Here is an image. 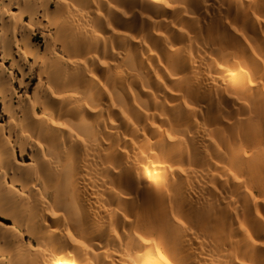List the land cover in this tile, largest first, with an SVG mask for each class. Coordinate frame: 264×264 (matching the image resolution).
Instances as JSON below:
<instances>
[{"label": "bare ground", "instance_id": "1", "mask_svg": "<svg viewBox=\"0 0 264 264\" xmlns=\"http://www.w3.org/2000/svg\"><path fill=\"white\" fill-rule=\"evenodd\" d=\"M0 103V264H264V0H0Z\"/></svg>", "mask_w": 264, "mask_h": 264}, {"label": "rangeland", "instance_id": "2", "mask_svg": "<svg viewBox=\"0 0 264 264\" xmlns=\"http://www.w3.org/2000/svg\"><path fill=\"white\" fill-rule=\"evenodd\" d=\"M38 42H40V43H42V41H43V39L39 36V38H38V40H37ZM3 67L6 69V70H10L9 69V63H3ZM11 71V70H10ZM14 75H15V78L16 79H20V75L17 73V72H15L14 73ZM32 82H31V87L33 88L34 87V85L37 83V81H38V79H37V77L36 76H32ZM27 81H29V79L27 80ZM15 87L16 88H18V83L16 82L15 83ZM30 93H32V89L30 90ZM7 119V117L4 115V113H3V109H2V104L0 103V123H4L5 122V120ZM4 120V121H3ZM2 121V122H1ZM27 162H29L28 160H27Z\"/></svg>", "mask_w": 264, "mask_h": 264}]
</instances>
